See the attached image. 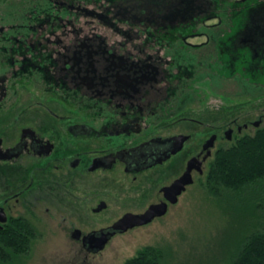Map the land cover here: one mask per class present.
<instances>
[{"label": "flooded vegetation", "instance_id": "obj_1", "mask_svg": "<svg viewBox=\"0 0 264 264\" xmlns=\"http://www.w3.org/2000/svg\"><path fill=\"white\" fill-rule=\"evenodd\" d=\"M32 3L17 12L18 4ZM215 3L231 5L216 11ZM263 3L0 0V255L22 254L18 250L42 220L37 213L56 211L65 220L63 212L75 209L80 222L87 206L94 216L86 221L93 223L98 214L107 216L114 176L130 183L142 174L156 176L167 165L176 175L158 188V200L127 211L141 213L164 200L161 188L185 171L190 158L201 160L202 168L210 163L225 148L215 143L226 138L227 129L239 137L249 125L264 128V109L240 125L236 118L214 124L176 107L178 99L192 97L199 78L195 52L209 46L211 34L218 46L225 45L221 13H244L235 51L246 48L255 57L264 51ZM194 125L211 133L197 152L190 146L182 155ZM212 135L213 145L203 148ZM178 136L183 137L176 150ZM121 216L84 232L70 223L72 244L85 256L97 253L84 237L107 231Z\"/></svg>", "mask_w": 264, "mask_h": 264}, {"label": "rangeland", "instance_id": "obj_2", "mask_svg": "<svg viewBox=\"0 0 264 264\" xmlns=\"http://www.w3.org/2000/svg\"><path fill=\"white\" fill-rule=\"evenodd\" d=\"M228 4L231 5L215 3L211 5V9L218 11L220 6L221 9H227ZM248 4L249 2L244 6ZM33 6V3L27 6L18 4L17 12L27 11ZM259 8L263 9L264 3L260 4ZM243 15L244 13L240 12L227 17V14L221 13L220 28L223 29L225 45L218 46L217 36L211 34L209 46L203 51L195 52L193 63H198L195 71L199 78L195 79L193 84L192 97L177 100L178 109L188 108L194 117L206 119L210 118V115H220L217 112L222 107L235 106L226 110V117L223 119L226 124L236 118L240 125L248 120H256L258 113L263 111L264 51L255 57V53L246 48L234 50V45L240 43L242 36L238 24L243 20ZM261 38L264 41L263 32ZM203 54L206 55L202 56ZM205 57L208 68L203 60ZM207 71L208 76L204 77L203 74L206 75ZM241 103L243 106L240 107ZM223 119L214 118L212 122L213 119L210 118V121L217 124ZM254 132V127L249 125L240 135ZM210 133L208 128L194 125L192 138L182 155H185L190 146L193 153L197 152ZM236 133L235 131L229 140L219 139L220 142H216L215 146L221 142L225 147L233 144L238 138ZM209 164L203 165L201 174L193 172L192 184L178 196L177 202L169 206L164 215L148 224L114 235L104 248L95 254L85 256L84 252L81 253L78 247L72 244L69 236L72 229L70 223L84 232L111 223L127 211L137 210L138 207L143 209L149 202L158 200V188L171 182L176 173H171L166 168L167 165H164L156 176L153 173L142 174L141 180L130 183L114 176L112 202L107 209V216L105 212L98 214L97 220H92L93 223L86 221L94 216L84 210L87 206L79 212L82 216L80 222L74 217V214H78L75 209L63 212L65 220L62 219L61 213L56 211L37 213L42 220L35 223L33 229L36 234L31 237L26 247L21 248L22 254L16 257L12 255L6 259L8 261L1 260L0 264H123L146 246L157 247L163 251V264H230L235 256L237 242L249 233L251 225L257 221L255 214L261 213L254 207L252 211L248 210L249 212L245 211L243 214L234 203L240 199L233 190L220 188L215 190L217 195L210 191L205 186ZM139 183L141 186H138ZM87 189H90V186ZM245 198L247 195H243L242 203ZM93 203L96 204L94 201Z\"/></svg>", "mask_w": 264, "mask_h": 264}, {"label": "trees", "instance_id": "obj_3", "mask_svg": "<svg viewBox=\"0 0 264 264\" xmlns=\"http://www.w3.org/2000/svg\"><path fill=\"white\" fill-rule=\"evenodd\" d=\"M261 58L263 59V54ZM239 105L241 107L243 103ZM233 107L235 106L222 107L217 112L221 116L210 115V118L213 121L214 118L223 119L226 117V110ZM205 186L215 192V195L220 188L233 190L241 200L234 203L243 214L245 211H252L254 207L261 213L255 214L257 221L251 225L249 233L237 242L235 256L230 264H264V128L256 129L253 134L242 135L233 144L216 151L205 175ZM243 195H247L244 203ZM35 234L33 229V235ZM18 246L20 248L24 245L18 243ZM6 259L0 255L1 263L8 261ZM163 261L161 249L146 246L123 264H163Z\"/></svg>", "mask_w": 264, "mask_h": 264}, {"label": "water", "instance_id": "obj_4", "mask_svg": "<svg viewBox=\"0 0 264 264\" xmlns=\"http://www.w3.org/2000/svg\"><path fill=\"white\" fill-rule=\"evenodd\" d=\"M231 129L225 131L226 139H231ZM183 136H178L177 147L178 150L181 146V140ZM215 136L212 135L203 145V148H208L213 145ZM209 155V151L203 156L205 159ZM196 171L198 174L203 172L202 162L196 156L190 158L187 161L185 171L172 183L167 186H163L161 191L163 193L164 200L159 203L150 204L144 211L141 213H130L127 212L123 214L118 220H116L107 231H100L99 235H96L94 232L87 234L84 238L88 240V243L91 245L90 250L92 252H98L104 248L109 238L113 236L117 231L125 232L128 229H131L135 226H142L150 223L154 218L160 217L166 213L167 202L174 204L177 202L178 196L185 189V186L192 184L193 178L191 175L192 171ZM78 233V231H77ZM76 233V234H77Z\"/></svg>", "mask_w": 264, "mask_h": 264}]
</instances>
